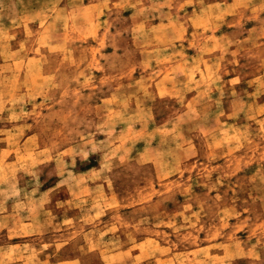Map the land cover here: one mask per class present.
Listing matches in <instances>:
<instances>
[{
    "label": "rangeland",
    "instance_id": "374dc122",
    "mask_svg": "<svg viewBox=\"0 0 264 264\" xmlns=\"http://www.w3.org/2000/svg\"><path fill=\"white\" fill-rule=\"evenodd\" d=\"M0 264H264V0H0Z\"/></svg>",
    "mask_w": 264,
    "mask_h": 264
}]
</instances>
